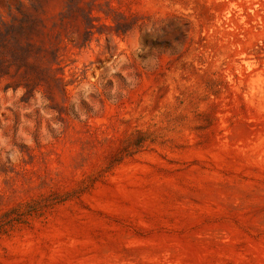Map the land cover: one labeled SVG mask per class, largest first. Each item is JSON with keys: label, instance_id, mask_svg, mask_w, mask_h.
Returning <instances> with one entry per match:
<instances>
[{"label": "rangeland", "instance_id": "1", "mask_svg": "<svg viewBox=\"0 0 264 264\" xmlns=\"http://www.w3.org/2000/svg\"><path fill=\"white\" fill-rule=\"evenodd\" d=\"M0 264H264V0H0Z\"/></svg>", "mask_w": 264, "mask_h": 264}]
</instances>
